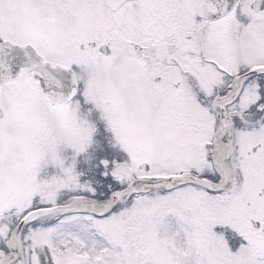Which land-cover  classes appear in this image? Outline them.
Returning a JSON list of instances; mask_svg holds the SVG:
<instances>
[{
    "label": "snow or ice",
    "instance_id": "1",
    "mask_svg": "<svg viewBox=\"0 0 264 264\" xmlns=\"http://www.w3.org/2000/svg\"><path fill=\"white\" fill-rule=\"evenodd\" d=\"M0 264H264V0H0Z\"/></svg>",
    "mask_w": 264,
    "mask_h": 264
}]
</instances>
